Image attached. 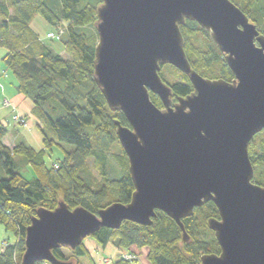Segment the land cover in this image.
<instances>
[{
	"label": "water",
	"instance_id": "1",
	"mask_svg": "<svg viewBox=\"0 0 264 264\" xmlns=\"http://www.w3.org/2000/svg\"><path fill=\"white\" fill-rule=\"evenodd\" d=\"M186 21L209 34L232 81L191 68L180 32ZM94 28L93 80L129 125L114 122L134 192L128 204L114 202L97 214L63 202L38 208L25 229L21 264H72L52 251H74L101 228L117 230L125 221L150 226L156 212L187 241L182 220L208 202L219 215L207 227L220 253L202 255L200 264H264V187L252 181L248 154L264 130V35L230 0H101ZM164 65L187 76L190 95L172 102L158 74Z\"/></svg>",
	"mask_w": 264,
	"mask_h": 264
},
{
	"label": "trees",
	"instance_id": "2",
	"mask_svg": "<svg viewBox=\"0 0 264 264\" xmlns=\"http://www.w3.org/2000/svg\"><path fill=\"white\" fill-rule=\"evenodd\" d=\"M97 1L94 6L88 4V0H0V48L6 50L2 61L15 76L17 92L32 103V115L38 120L36 126L43 145L39 151L24 143L7 147L3 138L8 129L0 123V226L17 238L16 243L0 252V264H21L25 229L38 208L54 210L59 202H63L70 210L83 207L97 214L114 202L128 204L134 192L128 171L117 180L108 179L106 145H96L84 129L92 127L110 144L118 141L115 121L129 127L122 113L108 108L93 80L97 43H90L86 27L94 28L96 8L101 4V0ZM230 1L264 35L250 16L251 11L260 12L257 0ZM35 15L42 17L56 33L64 26L58 41L64 50L73 54L72 61L44 45L32 31L30 23ZM196 31L206 37L209 44L203 51L194 48L197 54L193 55L189 37ZM180 32L185 55L194 71L210 80H233L224 55L206 31L197 23L186 21L180 26ZM214 66L219 67L218 71H213ZM163 67L177 74L178 79L171 81L167 77L169 81H165L160 74ZM160 71L159 77L172 91L173 103L179 97L192 93V85L186 75L170 65L162 66ZM150 100L156 107H163L159 98L151 93ZM53 148H58L62 157L48 165L44 157ZM122 154L127 162L123 150ZM248 154L253 168L258 164L264 165V143L254 150L249 145ZM18 157L29 164L34 172L33 178L28 180L21 176ZM88 159L93 160L94 168L105 185L94 187L90 180L83 177ZM252 181L264 187V172ZM110 187L115 192V199H110ZM209 218L219 219L212 202L196 208L191 217L182 220L187 241L183 240L176 223L162 212H156L150 226L125 221L117 230L101 228L90 238L101 248L118 238V246L131 255L133 253L128 249L132 246L146 248L149 264H200L202 255L220 253L214 234L207 227ZM63 249H55L52 253L60 261L75 264L72 259H66ZM69 251L76 258L89 254L83 242L74 251ZM137 261L135 257L131 260L122 258L115 264H136Z\"/></svg>",
	"mask_w": 264,
	"mask_h": 264
},
{
	"label": "rangeland",
	"instance_id": "3",
	"mask_svg": "<svg viewBox=\"0 0 264 264\" xmlns=\"http://www.w3.org/2000/svg\"><path fill=\"white\" fill-rule=\"evenodd\" d=\"M88 4H93L95 6L98 4V1L88 0ZM257 7L260 9V12L258 13L255 11H251L250 16L257 22L259 28H261L264 31V0H257ZM63 27L61 28L62 31H63ZM30 28L36 35H38V38L41 40V42L44 45L53 49L56 53L60 54L66 60L72 61V59H74L72 53L62 48L60 40L59 41L50 40L46 38L47 33H56L55 32L56 30L52 28L49 24H47L42 17H40L39 15H35L30 23ZM86 34L89 37L90 43L93 44L97 43L98 36L92 26L86 27ZM189 38H190L189 45L191 46V51L193 55L197 54L196 51L198 49L200 51L206 50L207 45L209 44V40L197 31L193 34H190ZM194 48H197V50ZM5 54H6V50L4 48H0V123L5 124L8 129L5 141L6 143H8L10 140L14 139L15 144L24 143L25 145H27L23 136H25V138L29 140L28 139L29 137H27L28 135H31L30 137H32V135H35L38 137L39 143H41L42 145V136L36 126L38 124V120L32 115V112L30 113V116H33L35 118V125L32 124L29 130L28 123L31 122L30 116L25 117L27 120V126L22 127L19 125V123L13 120V115H18L19 108L15 109L9 106L5 107L3 105L4 100L10 99V96H8L7 94L14 90L16 84L15 76L8 68H6L5 64L2 61V58ZM218 68H219L218 66H214L213 71H218ZM160 74L165 81H169L167 77H169L171 81H175L178 79L177 74L176 75L172 74L167 67H163L160 71ZM10 100H11V104H14L15 102L14 99L13 100L10 99ZM27 103L30 106H32V103L29 100H27ZM50 106L51 103H49V107ZM46 109L48 111L47 107ZM84 129L86 132H89L91 139L96 145L99 144H102L104 146L106 145L105 147L108 156V164H107L108 179L110 181L119 179L122 175L126 173V171H128V160L126 162L125 158L123 157L119 142L117 141L107 144L105 138L100 136V134H98L92 127L87 126ZM262 143H264V133H262L261 131L260 133L254 136V138L251 140L249 145H251V148L254 150V148L258 149L259 144ZM15 144L13 146H15ZM11 146L12 145H10L9 148H12ZM66 147L70 149V147L68 146ZM61 157H62L61 151L58 148H53L51 152L46 153L44 160L48 165H50L51 163L56 162ZM22 160L23 159L20 157L17 158V161L20 166L19 171L23 178L29 180L34 177V172L29 166V164L22 162ZM253 169H254L253 179H255V177L258 178V176L264 172V165L263 164L255 165ZM83 177L90 180L94 187H101L105 185L104 181L100 178L99 174L94 168L92 159L87 160L83 172ZM111 187L109 188L110 199H115V192L111 189ZM16 241L17 238L11 232L5 231L3 227L0 226V252L2 251V249L6 248L7 246H12L14 243H16ZM89 241H93L94 243H96L90 237H86L82 242L89 243ZM96 245L98 244L96 243ZM109 246H110L109 247L110 251L108 250L107 252L105 251L102 253H98L95 257L93 256L94 258L91 256L90 251L86 247L85 248L89 253L87 257L76 258L71 254L69 249H63V253L66 259L68 260L72 259L75 264H115L119 259H122V255L127 251L125 249L124 250L121 249V246L120 247L118 246V238L112 240V242L109 243ZM128 250L133 253L132 256L137 258L138 261L136 264H149V262L146 259V255H147L146 248H137L132 246ZM16 257L18 258V255H16Z\"/></svg>",
	"mask_w": 264,
	"mask_h": 264
},
{
	"label": "crops",
	"instance_id": "4",
	"mask_svg": "<svg viewBox=\"0 0 264 264\" xmlns=\"http://www.w3.org/2000/svg\"><path fill=\"white\" fill-rule=\"evenodd\" d=\"M6 93V91H5ZM8 96H10V99H14V104H11V100H7L9 102L8 106L9 107H12V108H19V113L18 115H20L21 117H26V116H30V113L32 112V106H30L28 103H27V98H24L20 93L17 92L16 90V84H15V87H14V90L10 93L7 94ZM7 107V106H5ZM31 117V122L28 123V129L30 130L32 124L35 125V118L33 116H30ZM25 121L27 122L26 118H25ZM7 136V134H6ZM6 136L3 138V144L6 145V146H10L12 145L11 147H13V145L15 144V140H10L8 143H6L5 141V138ZM31 135H28L27 137H29L27 140L25 138V136H23V138L25 139V142L27 143L28 146L32 147L34 150L36 151H39L41 150L42 148V145L41 143H39V139L37 136L35 135H32V137H30ZM36 141V142H34ZM41 145V146H40ZM84 246L86 248H88V250L90 251V254L91 256L95 257L98 253H102V252H107L109 250V244L105 247V248H100L98 245H96V243H94L93 241H89V243H84ZM110 251V250H109ZM93 257V258H94Z\"/></svg>",
	"mask_w": 264,
	"mask_h": 264
},
{
	"label": "built area",
	"instance_id": "5",
	"mask_svg": "<svg viewBox=\"0 0 264 264\" xmlns=\"http://www.w3.org/2000/svg\"><path fill=\"white\" fill-rule=\"evenodd\" d=\"M62 32H63L62 30H59V32H57V33H47L46 38L50 39V40H58L60 35L62 34ZM8 104H9V102L7 100H4L3 105L8 106ZM13 120L16 121L17 123H19V125H21L22 127L27 126V122L25 121V119L23 117H20L18 115H13ZM122 258L125 260H131L134 258V256H132L129 252H125L122 255Z\"/></svg>",
	"mask_w": 264,
	"mask_h": 264
}]
</instances>
